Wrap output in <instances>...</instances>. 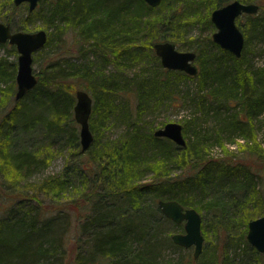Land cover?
I'll list each match as a JSON object with an SVG mask.
<instances>
[{
    "label": "trees",
    "instance_id": "obj_1",
    "mask_svg": "<svg viewBox=\"0 0 264 264\" xmlns=\"http://www.w3.org/2000/svg\"><path fill=\"white\" fill-rule=\"evenodd\" d=\"M229 1L162 0L153 7L143 0H41L29 12L24 3L0 0V21L12 30L32 31L39 19L36 27L47 33L33 54L42 65L37 83L20 99L13 97L5 111L7 97L15 94L17 64L7 55L0 58V264H67L68 259L71 264H264V251L246 239L248 221L264 214L258 181L264 144L256 133L257 119H264V66L249 67L245 58L250 39L264 40V4L258 3L257 13L236 18L244 34L240 57L209 36L207 44L218 56L191 44L198 61L191 94L176 87L181 78L194 76L163 68L152 47L166 40L179 49L189 47L184 40L188 18L213 28L211 10ZM200 3L207 11L195 15ZM19 15L18 24L14 17ZM68 34L77 54L93 57V65L69 60ZM7 44L0 47L15 53ZM108 64L116 70L105 73ZM132 66L139 72L124 76L121 70ZM77 87L92 97L93 140L84 151L73 118ZM163 98L195 106L190 119L183 118L185 146L154 136L151 129L141 131L143 110L154 111ZM202 115L211 126L198 121ZM113 120L125 123V131L105 138ZM227 143L258 163L234 159ZM214 146L226 155L210 156ZM63 150L67 156L59 172L30 181ZM174 167L182 170L173 174ZM159 199H175L211 216L213 237L203 226L206 246L197 258H160L164 245H179L164 230L163 222L171 228L176 223L163 215Z\"/></svg>",
    "mask_w": 264,
    "mask_h": 264
},
{
    "label": "water",
    "instance_id": "obj_2",
    "mask_svg": "<svg viewBox=\"0 0 264 264\" xmlns=\"http://www.w3.org/2000/svg\"><path fill=\"white\" fill-rule=\"evenodd\" d=\"M41 0H13L15 5L26 3L28 10L33 11ZM150 6H157L162 0H143ZM259 5L254 2L244 3L232 0L214 8L210 12V21L214 26L211 33L212 41L221 49L227 50L235 57H240L244 47V34L236 24L241 14H255ZM47 33L44 29L35 31L12 30L10 23L0 21V44L14 45L17 51L15 83V100L20 99L37 83L33 72V53L46 42ZM153 50L163 68L179 70L194 76L198 72L195 63L196 53L193 50H180L171 41L154 42ZM92 110V97L82 89L75 90L73 118L79 125V141L82 151L86 150L93 134L89 128V116ZM153 135L166 137L179 146H185L186 140L182 133V124L175 121L166 122L162 127L153 130ZM157 205L165 217L176 224L182 223L183 232H174L172 241L184 248L193 247V257L197 258L202 250L203 235L201 233V215L193 207H184L175 199H159ZM246 239L257 251H264V214L247 223Z\"/></svg>",
    "mask_w": 264,
    "mask_h": 264
},
{
    "label": "rangeland",
    "instance_id": "obj_3",
    "mask_svg": "<svg viewBox=\"0 0 264 264\" xmlns=\"http://www.w3.org/2000/svg\"><path fill=\"white\" fill-rule=\"evenodd\" d=\"M168 1H172V0H168ZM257 3L264 4V0H257ZM177 4L178 5L176 7L179 10V13L185 17V15H184L185 10L181 9V2H178ZM24 7L27 8V10H28L26 3H24ZM200 11L203 14H205L207 11V9L204 7H202V9H201V3H200V5L198 4L196 6V9L194 10V12L196 13L195 15L199 14ZM22 15H24V14H22ZM209 19H210V14H209ZM14 20L19 24L20 20H21V15L15 16ZM245 21H246V19L242 16L241 23H244ZM184 22H185V20H184ZM204 22L205 21H202L200 18L197 19V17H196V19L193 20V22H192V18L191 19L188 18V22L185 23L186 24V34L184 36V40L186 41V44L189 45V47L188 46L186 47V45H185V48H180V50L192 49V48H190L191 44L192 45L193 44L199 45L200 50H202L203 49L201 47V45H202L204 48H206L205 50L207 52H209L213 55L215 54L216 56H218L216 47H214V46L210 47L207 44V37L208 36L211 37V33L214 31L215 28L214 27L213 28L206 27ZM35 24L36 25L41 24L40 20L35 19ZM36 25L33 28H35L37 30L38 28L36 27ZM35 29H33L32 31H35ZM71 37H72L71 34H68V36H67L68 42L65 45V51H69V53L70 52L73 53L72 56L69 58V60L71 62H73L74 64L85 63L86 65H90V64L93 65L94 64L93 62H95L93 57L89 56L88 59L86 60V59L80 57L79 54H77L78 53L77 52V48H78L77 43L73 42ZM7 45H10V44H7ZM8 47L7 46H1L0 47V58L7 55L9 57V60H15L16 61L17 51L15 53H10V49H8ZM144 48L147 49L145 46H144ZM63 49L64 48H62V50ZM202 58H204V57H202ZM245 58L247 60V65L249 67L264 66V40H259V39H256L254 37L252 39H250V42L247 45V53H246ZM146 59L148 61L147 57H146ZM195 62L198 64V61H195ZM228 63L230 64V61H228ZM148 64H149V66L151 65V63H148ZM223 64H224V62H223ZM122 66H124L123 63H122ZM41 67H42V65H39V63L34 61V55H33L32 68H33V72L35 73L36 76H38V71ZM92 67H94V66H92ZM151 67H154V65H151L150 68ZM138 69L139 68L137 66L136 67L132 66V67H128V68H123L121 70V72L124 76H132L134 71L139 72ZM115 70H116V68L112 64H108V65H106L105 73L114 72ZM155 70H157V69L155 68ZM156 74L164 77L163 73L156 72ZM183 78H181V80H179L180 82H178L176 88L179 90V92L181 94H184L186 92L190 93V94L193 93L195 88H196V85H197V77L194 76L192 78H185V79H183ZM77 88H79V87H77ZM15 90H16V87H15ZM120 96H121L120 93H118L116 95V99L118 98L116 100V102H118ZM13 97H14V94L11 97L10 96L7 97L8 101L4 105L5 107L1 108V109H3V111L12 107ZM3 103L4 102L2 101L1 107L3 106ZM175 104L178 105L179 102H173V101L169 102L167 100V98H163L161 100V103H159V105H156L157 109H155L154 111H151L152 109L150 111H148L147 109L143 110L145 113L143 112V114L141 115V118H142V122L140 123V125L142 126L141 131L144 133H147L150 129H151V131H153L157 128L162 127L166 122H169V121H175V122H179V123L183 124L184 123L183 118H186L187 120H189L190 119L189 115L192 116L193 111L195 110V106L189 104V101L182 106H180V105L175 106ZM133 106L134 105H132V107ZM225 112L228 114L230 111H225ZM197 114H202V113L197 112ZM201 118L198 119V121L201 120L204 127L211 126V119H208L209 118L208 115H206V116L202 115ZM260 118L263 119V117L262 116L259 117L256 121L257 126H258V124H261L260 126H258V129H256V133H257V139L259 141H261L262 144H264V119H263V121H261V123H259ZM205 120H207V121H205ZM114 121L115 120L110 122L109 127L103 132V136L105 138L118 137L120 134H122L125 131V128H126L125 123H120V122H116V121L114 122ZM78 127H79V125H78ZM189 128H192L190 124H189ZM235 140L238 141V139H235ZM226 146L230 151H232V153H233L232 157L234 159H241V161L245 164H248L249 161H252L253 163H258L256 161H253L252 159L248 158L247 156H245L244 153L239 150L237 144H235V143H231V144L229 143L228 144L227 143ZM223 155H226V154L218 146H214L210 150V156H212L213 158H223ZM66 156H67V151L63 150L61 152V154L57 155L54 159H52L51 163L46 168H44L41 172L34 174L31 177L30 181L40 180V179H42L48 175H52V174L59 172L63 167L64 159ZM181 170H182V168H180V167H174V169H172V173L174 174L176 172H180ZM151 177H152V172H148L146 174L147 180ZM258 181L260 182L259 186L261 188H263V190H264V171L262 172V177L260 178V180L258 179ZM207 213L208 212L206 210H203L202 213H200V215H201V233L203 231L202 229L204 226L209 238H212L213 237V235H212V218ZM204 223L206 225H204ZM73 225L75 226V222ZM163 225L165 226L164 230L169 231L170 235L174 232H183V225L181 223L172 225V228H171V225H169V224L167 225V223L163 222ZM169 228H170V230H169ZM72 230H73V228H72ZM72 233H73V231H72ZM202 235H203V233H202ZM203 238H204V235H203ZM205 246H206V241L204 238L203 244H202V250L204 249ZM191 254H193V247L184 248L181 246L175 247V246H171V245L170 246L164 245L162 248V252L160 254V258L165 260V261H167V260L168 261L169 260L170 261H176V260L178 261L181 258L184 260L187 259V257ZM65 262H67V264H71L70 259L66 260ZM64 264H66V263H64Z\"/></svg>",
    "mask_w": 264,
    "mask_h": 264
},
{
    "label": "flooded vegetation",
    "instance_id": "obj_4",
    "mask_svg": "<svg viewBox=\"0 0 264 264\" xmlns=\"http://www.w3.org/2000/svg\"><path fill=\"white\" fill-rule=\"evenodd\" d=\"M256 3V2H255ZM258 4V3H257ZM259 5V4H258ZM259 9V8H258ZM241 15H243V14H241Z\"/></svg>",
    "mask_w": 264,
    "mask_h": 264
}]
</instances>
